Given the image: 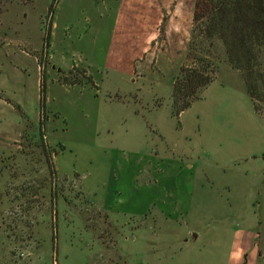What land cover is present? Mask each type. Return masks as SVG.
Here are the masks:
<instances>
[{"label": "rangeland", "instance_id": "rangeland-1", "mask_svg": "<svg viewBox=\"0 0 264 264\" xmlns=\"http://www.w3.org/2000/svg\"><path fill=\"white\" fill-rule=\"evenodd\" d=\"M195 1L0 0V264H264V101Z\"/></svg>", "mask_w": 264, "mask_h": 264}, {"label": "trees", "instance_id": "trees-1", "mask_svg": "<svg viewBox=\"0 0 264 264\" xmlns=\"http://www.w3.org/2000/svg\"><path fill=\"white\" fill-rule=\"evenodd\" d=\"M50 10L52 12L53 7ZM192 23L194 29L204 33L210 44L214 39L223 42L227 61L241 73L257 111V104L264 101V72L261 71L264 0H196ZM161 32H164L163 24ZM210 67V64L202 63L181 68L173 83L171 95L176 117L188 109L200 91L215 80L214 71ZM44 92L42 84V105Z\"/></svg>", "mask_w": 264, "mask_h": 264}, {"label": "crops", "instance_id": "crops-1", "mask_svg": "<svg viewBox=\"0 0 264 264\" xmlns=\"http://www.w3.org/2000/svg\"><path fill=\"white\" fill-rule=\"evenodd\" d=\"M173 2V1H172ZM171 2V3H172ZM171 3H169V4H167V6H158V8L161 10V8H162V10L164 9V10H167V11H172V14L175 16V14H177V13H175L176 12V10H179V8H176L177 6H178V4L176 5V4H172L173 5V7H171L172 5H171ZM186 3V2H185ZM187 4V3H186ZM160 5V4H159ZM194 6H195V4H194ZM189 8H190V10H192L193 9V12H191L190 13V21H189V27H191L192 26V21H191V18H192V20H193V14H194V7L190 4L189 5ZM165 19H166V17H164ZM164 18L162 19V22H160L159 23V27H160V30H158V31H160L161 32V28H162V24H163V26H164V34H166L167 35V38H168V36L170 37V35L172 34V36H176V37H184V40L186 39V36L188 35V30H189V28L187 27L186 28V26L184 25H182L181 23H182V21H179V20H177L175 17H173V19H175V24H180L179 25V29H178V31H179V33H177V30H176V28H174L175 27V25H172V27L170 26L169 28H167L168 29V31H166V27H168V25H167V22H165V23H163V21H164ZM190 24H191V26H190ZM170 29V30H169ZM181 29V30H180ZM170 32V33H169ZM172 38H174V37H172ZM170 40H172L171 38H169ZM176 39V38H175ZM152 40H155V39H152ZM177 41H181V39L180 40H177ZM177 41H176V43H177ZM112 50H114L113 48H112ZM111 50V51H112ZM127 53H124V54H122L123 56H125Z\"/></svg>", "mask_w": 264, "mask_h": 264}]
</instances>
